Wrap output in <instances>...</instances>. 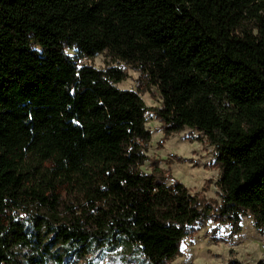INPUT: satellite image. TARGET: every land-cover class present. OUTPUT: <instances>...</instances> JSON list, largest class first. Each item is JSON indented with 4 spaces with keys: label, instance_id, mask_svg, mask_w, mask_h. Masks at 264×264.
I'll use <instances>...</instances> for the list:
<instances>
[{
    "label": "trees",
    "instance_id": "obj_1",
    "mask_svg": "<svg viewBox=\"0 0 264 264\" xmlns=\"http://www.w3.org/2000/svg\"><path fill=\"white\" fill-rule=\"evenodd\" d=\"M67 47L156 87L163 135L216 148L220 214L264 225V0H0V264H168L201 219L181 183L140 171L147 109L115 86L126 73Z\"/></svg>",
    "mask_w": 264,
    "mask_h": 264
},
{
    "label": "rangeland",
    "instance_id": "obj_2",
    "mask_svg": "<svg viewBox=\"0 0 264 264\" xmlns=\"http://www.w3.org/2000/svg\"><path fill=\"white\" fill-rule=\"evenodd\" d=\"M64 52L77 67L120 68L126 73L125 79L115 86L138 93L147 109L145 127L150 133V142L145 149L147 160L139 167L140 171L154 173L166 186L181 183L197 199L201 219L191 226L180 243L179 255L168 264L264 263V225L257 227L247 211L238 213V219L220 214L222 198L218 187L217 151L205 136L197 130L184 128L165 137L155 115V110L161 106L159 91L148 86L141 74L129 65L105 52L92 58L81 55L74 47H67ZM76 264L138 263L124 258L120 250H102Z\"/></svg>",
    "mask_w": 264,
    "mask_h": 264
}]
</instances>
